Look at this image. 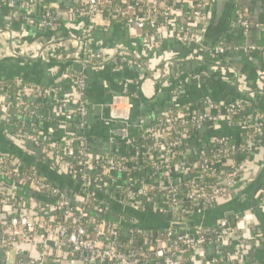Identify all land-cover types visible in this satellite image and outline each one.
Masks as SVG:
<instances>
[{
    "label": "built area",
    "instance_id": "2783aa9c",
    "mask_svg": "<svg viewBox=\"0 0 264 264\" xmlns=\"http://www.w3.org/2000/svg\"><path fill=\"white\" fill-rule=\"evenodd\" d=\"M46 1L0 0V3L8 7L19 2L29 4L30 8L41 6L42 28L54 31L59 26V15L46 6ZM57 1L87 19L81 43H86L85 38L93 31L96 19L103 15L109 22L123 19L126 26H137L144 31L143 37L150 45L163 32L189 48L201 46L202 34L213 8V0H78L79 6L72 8L73 0ZM233 13L242 33L245 32L249 27L248 14L241 6ZM249 51L264 56V50L256 45H251ZM209 52L217 55L224 49L217 43ZM85 61L91 62L89 58ZM122 62L132 64L127 59ZM65 73L80 96L83 74L70 68ZM207 77L208 72L200 71L188 79L201 81ZM75 93L61 96L53 84H35L23 78L0 80V97L3 98L0 106L5 104L15 108L16 119L21 121L20 138L38 148L43 161L52 162V166L69 176L77 188L62 190L41 177L34 167L24 171L17 158L0 152V178L14 182L0 188V202L6 201L15 213L0 225L3 231L8 229L6 234H0V249L7 253L17 241H38L39 257L34 264H53L49 263L48 252L53 245L58 247L55 249L57 255H54L67 259L68 264L158 263L153 258L163 260L165 264H184L181 258L185 254L210 246L214 249L211 264L218 261L243 264L244 255L238 251L241 246L238 227L225 218L207 225L204 216L236 182L245 153H251V147L264 140V115L243 98L244 93L239 91L229 103L225 99L205 96L179 108L180 94L173 90L170 103L175 111L157 117L142 128H131L125 118L111 115L110 123L130 127L132 134L122 139L108 136L107 149L96 154L91 152L86 137L84 117L87 106ZM49 99L57 107L58 116L70 119L75 113L78 121L77 133L63 132L54 146L45 143L51 133L46 135L40 128L43 121L40 110L43 102ZM69 102L73 106L77 104L74 111L68 109ZM236 122H241L245 131L239 141L228 133L220 138L202 139L201 132L205 128L209 130L217 124L231 127ZM15 185L34 191L44 200L32 199L31 207L26 208L23 199L15 200ZM90 188L104 192L106 196H101L102 202L95 198L79 202L70 199L73 189ZM259 198V204L263 205L264 195L260 194ZM57 203L64 206V219L55 224L53 211ZM114 206L119 211L111 210ZM89 208L93 211L89 212ZM127 209L155 214L164 221L165 231L160 233L153 228H143L136 218L123 214ZM188 222L192 226L186 230L192 229L194 238H188L184 232L170 231L172 224ZM123 226L127 229L121 233ZM121 235H126L133 243L141 241V252L122 251ZM49 241L53 242L52 246L47 243ZM228 245L234 250L224 248Z\"/></svg>",
    "mask_w": 264,
    "mask_h": 264
},
{
    "label": "crops",
    "instance_id": "0c3cea01",
    "mask_svg": "<svg viewBox=\"0 0 264 264\" xmlns=\"http://www.w3.org/2000/svg\"><path fill=\"white\" fill-rule=\"evenodd\" d=\"M45 3L59 15V26L54 31L42 28L41 6L30 8L29 4L19 2L8 7L0 3V80L23 78L35 84H53L59 95L70 96L75 91L65 68L68 66L83 74L82 94H75L87 106L84 121L88 146L93 154L103 152L109 145L106 130L116 126L109 122L111 115L125 118L131 128L147 126L173 109L170 103L173 90L180 94L179 108L214 92H217L216 99H227L241 91L243 98L264 115V56L249 51V47L260 40V26H264V0H239L248 14L249 27L242 33L238 20L232 16L218 43L224 52L217 55L210 54L212 46L207 48L203 39L200 47L189 48L163 32L150 45L143 37L144 31L137 26L128 27L121 19L109 22L103 15L96 19L93 31L85 38L86 43H81L87 19L57 0ZM88 58L90 64L96 66H89L85 61ZM122 59L131 60L132 64L122 62ZM200 71L208 72V77L201 81L188 79ZM0 100L3 102L2 97ZM76 105L69 102L68 109L74 111ZM40 112H43L42 133L54 132V136L63 132L77 133L75 113L70 119L58 116L51 99L43 102ZM16 118L12 105L0 106V152L22 158L35 169H41L46 176L65 182V186L67 178L63 173L56 175L44 168L40 150L21 139L19 129L11 127L10 122ZM225 133L239 141L245 131L242 123L236 122L231 127L217 124L201 132L203 140L220 138ZM8 183L11 182L0 178V188ZM260 194L264 195L263 139L251 147V153H245L236 182L225 190L204 217L207 225L229 216L231 221L236 218V226L241 232L240 242L245 249L243 255L264 263V204H259ZM114 209L119 208L114 206ZM1 211L6 215L9 209ZM141 219L142 216L136 218L140 225ZM160 223L164 225L158 217V221L146 227L154 228ZM0 234H4L1 226ZM52 247L48 251L50 256L53 255L50 261L59 259L68 264L67 259L54 255L56 250ZM38 252L37 243L17 241L8 251L7 259L0 252V264H34ZM213 254L212 247H204L189 253L187 258L185 254L181 261L184 264H211ZM243 264L254 263L247 261Z\"/></svg>",
    "mask_w": 264,
    "mask_h": 264
},
{
    "label": "trees",
    "instance_id": "16d2710c",
    "mask_svg": "<svg viewBox=\"0 0 264 264\" xmlns=\"http://www.w3.org/2000/svg\"><path fill=\"white\" fill-rule=\"evenodd\" d=\"M117 1H119V2H121V0H117ZM124 1H134V0H124ZM73 5L75 6V7H77V6H79V4H78V0H73ZM237 8H240V4H239V0H235V8H234V11L237 9ZM233 11V12H234ZM233 16H234V13H233ZM232 17V16H231ZM121 20H123V19H121ZM124 21V20H123ZM219 41H220V39L217 41V43H219ZM217 43H215V44H217ZM214 44V45H215ZM256 46H258L259 48H261L262 50H264V26H262L261 27V36H260V40L257 42V44H256ZM125 56H127V55H125ZM69 69V67L67 66L66 68H65V71L66 70H68ZM9 91H11L12 90V87H8L7 88ZM177 108V107H176ZM171 111H175V109H172ZM10 125H11V127L12 128H16V129H19V127L21 126V121L19 120V119H14V120H12L11 122H10ZM244 139H246V137H244L242 140H241V144L242 143H244ZM11 156L12 157H15V158H17L19 161H20V163L22 164V169L25 171L26 169H28L29 167H32V165L31 164H29V163H27L25 160H23L22 158H19V157H17L16 155H13V154H11ZM47 162V164H49V166H48V168H50L51 170H53L54 171V169H56V170H58L55 166H52V162H49V161H46ZM54 165V164H53ZM52 166V167H51ZM54 168V169H53ZM54 173V172H53ZM63 177H65V178H67V180H66V185L65 186H67V187H65L63 184L65 183V182H63V183H61L60 181H57L56 179H50V177L49 178H45L47 181L48 180H53V183H56L55 185L56 186H58V187H60L62 190H68L69 189V187L71 188V187H73V188H75V189H77L76 188V185L72 182V180L70 179V177L69 176H67V175H64L63 174ZM55 181V182H54ZM75 189H73L72 190V192H70V199L73 201V202H79V201H83L84 199H94L95 198V200H97V201H99V202H102V199L103 198H101V196H106L105 194H104V192H102L101 190H99L98 188H90V189H84V190H75ZM70 191H71V189H69ZM16 199L15 200H17V199H19V198H21V199H23V201L26 203V208L28 207V208H30V206H31V194L28 192V190L26 189V188H22V187H18L17 188V191H16ZM107 196H109V197H112V194H108ZM37 198L38 199H40V200H44V197L43 196H37ZM111 208V210H113V211H117V210H115L114 208H112V207H110ZM63 210H64V206L62 205V204H59V203H57V204H55V210L53 211V215L55 216V221H54V223L56 224L57 222H63V219H64V217H63ZM90 211H93L92 210V208H89V212ZM119 211V210H118ZM93 213V212H92ZM0 214H2V212H0ZM118 214V213H117ZM123 214H126L127 216H130L131 218H137V216L138 217H140L141 218V216H142V218L143 219H141V226L142 225H145V227L144 226H142L143 228H150V227H146L148 224H150L151 222L149 221L148 222V218H150V215H152V214H148V213H145L144 215H142L143 213H139V212H136V211H132V210H125V212H123ZM47 217V216H46ZM145 217H147V218H145ZM225 219H227V220H229L233 225H237L236 224V218L234 219V220H230V216L229 217H225ZM158 226V227H157ZM156 227L157 228H153L155 231H157V232H160V233H162V232H164L165 231V229H164V225H156ZM126 229H127V227L126 226H123V227H120V232L121 233H123L124 231H126ZM256 233V232H255ZM121 237V250L122 251H129V250H136V251H138V253H140L141 251V248H140V246H141V244H142V242L140 241V242H134V243H136L137 245L135 246L134 245V243L133 242H131V240L129 239V238H127L126 237V235H121L120 236ZM241 245V244H240ZM225 249H228V250H234V248H233V246L232 245H228V246H226V247H224ZM238 251L239 252H243V251H245V249L242 247V245L238 248ZM188 255L189 254H186V258L188 257ZM138 256H140V254H138ZM50 257L52 258L53 257V255H49V259H50ZM153 260H156L157 262H160V263H162L163 262V260H160V259H157V258H153ZM217 264H224L222 261H218L217 262Z\"/></svg>",
    "mask_w": 264,
    "mask_h": 264
},
{
    "label": "water",
    "instance_id": "95a60500",
    "mask_svg": "<svg viewBox=\"0 0 264 264\" xmlns=\"http://www.w3.org/2000/svg\"><path fill=\"white\" fill-rule=\"evenodd\" d=\"M213 8L211 17L209 19V22L202 34L203 43L207 48H210L213 46L219 39H221L225 28L228 26L229 21L231 19L233 10H234V4L235 0H213L212 1ZM124 51V49H122ZM121 52V50L119 51ZM80 62H83L81 58H79ZM89 66H96L94 64H89ZM219 66V65H217ZM152 78H154L152 76ZM155 79V78H154ZM238 78H235L237 81ZM217 95V92H214L211 97L215 98ZM233 100V97H229L225 99L226 103H229ZM106 134L109 137H112L114 139H122L124 137L131 136L132 129L130 127H122V126H113L106 130ZM150 222L158 221V216L155 214L150 215L149 218ZM148 221V222H149ZM161 225V223H160ZM159 225V226H160ZM192 223H175L170 226V231L173 233H179L184 232L188 238H194V232L192 229L186 230L187 228L191 227ZM153 227V226H152ZM158 227V226H157ZM155 226V228H157ZM49 245H52L53 242L49 241L47 242ZM250 261L254 264H264L260 262H255V260L247 257L246 255L243 256V262Z\"/></svg>",
    "mask_w": 264,
    "mask_h": 264
},
{
    "label": "rangeland",
    "instance_id": "374dc122",
    "mask_svg": "<svg viewBox=\"0 0 264 264\" xmlns=\"http://www.w3.org/2000/svg\"><path fill=\"white\" fill-rule=\"evenodd\" d=\"M197 73H199V72H197ZM60 120V119H59ZM53 130H54V128H53ZM54 133V132H53ZM53 133H51L50 135H49V137L45 140V143H49V145H47V146H54L55 145V142H57V140H59L61 137V134L60 133H56L57 135L56 136H54V135H52ZM43 160V159H42ZM41 164H42V166L44 167V168H46L47 170H49V171H51V169L50 168H48V166H49V164H47V162H45V161H41ZM43 167H41V168H43ZM36 170L38 171V173H39V175L41 176V177H43V178H49L48 176H46L45 175V173L44 174H42L41 173V171L39 170V169H37L36 168ZM53 171V170H52ZM54 174H56V175H59V172L61 173V171L60 170H55L54 169ZM50 173H52V172H50ZM62 174V173H61ZM51 179V178H50ZM52 179H54V178H52ZM3 181H5V182H11L10 184L8 183V186H10L11 184H14V182L12 181V180H10V179H3ZM51 184H56V183H53V180L51 181V180H48ZM55 182V181H54ZM8 186H5V187H8ZM16 186V188H18V187H20V186H17V185H15ZM4 187V188H5ZM60 188V187H59ZM30 194H31V197H32V199H34L35 200V198L36 199H38L37 198V196H38V194H35V192L34 191H32V190H29L28 191ZM39 196H41V195H39ZM9 209V212H7V214L6 215H4L6 212L5 211H3V212H5L4 214H1L2 215V219H0V225H2L1 223L2 222H7L10 218H12V217H14V215H15V213H12V208H11V206H10V204H8V203H6V201H3V202H0V210H8ZM2 212V211H1ZM23 213H26V215L27 214H29L27 211H24ZM6 231H8V229L6 230ZM5 230H4V233L6 232ZM6 234V233H5ZM22 242V241H21ZM23 243H30V244H34V243H36V242H23ZM15 246V245H14ZM14 246H12V248H14ZM53 249L55 250H58V247H57V245H53ZM3 252V254H4V257L7 259V256H8V252L6 253L5 251H4V249H0V252ZM49 263H53V264H63V262L62 261H60L59 259H53L52 261H50V259H49Z\"/></svg>",
    "mask_w": 264,
    "mask_h": 264
}]
</instances>
